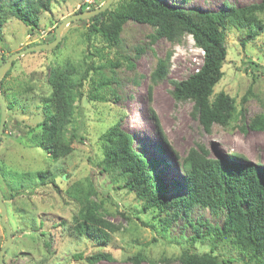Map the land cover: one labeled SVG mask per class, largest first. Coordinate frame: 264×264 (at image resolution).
Here are the masks:
<instances>
[{"label": "rangeland", "instance_id": "374dc122", "mask_svg": "<svg viewBox=\"0 0 264 264\" xmlns=\"http://www.w3.org/2000/svg\"><path fill=\"white\" fill-rule=\"evenodd\" d=\"M83 1L54 0L51 13L40 15V27L33 35H30V27L20 20H8L3 27L4 39L0 40V65L3 58L55 37L61 21L81 8L92 7L83 5ZM104 1L96 3L102 5ZM164 1L184 9L219 11L226 4L243 7L262 0ZM260 19L264 23V13ZM88 25V19L72 22L63 30L56 48L20 57L4 79L1 93L6 106L12 107L7 109V122L0 141V189L8 198L4 201L13 232L5 263L93 264L88 258L103 253L108 258L94 264H182L179 255L185 248L209 253L210 241L190 244L194 232L185 226L184 219H176L164 236L145 224L151 223L152 216L137 214L135 196L123 188L116 189L112 176L101 170L100 137L119 123L133 136L135 148L147 161H160L156 171L170 191L169 198L178 195L175 184L183 182L184 178L180 172L181 163L189 150L198 145L204 146L213 158L231 159L241 155L264 169V132L241 130L249 120L264 114V72L255 71L253 67H264V29L250 37L246 31L228 27L224 77L216 85L214 94L230 95L237 111L229 126L216 124L207 132L192 115L193 102L175 101L171 96L175 83L186 80L203 64L204 53L195 45L192 36L186 35L177 43L161 39L151 45L153 29L130 21L124 26L119 45L109 49L104 48L100 38L94 37L92 42L87 40ZM141 48L143 51L138 53ZM169 53L171 60L166 78L152 83L151 73L158 60ZM125 58L133 65H128ZM91 60L96 65H87ZM110 62L122 65H109ZM68 63L72 65H66ZM66 66L75 67L79 77L95 67L89 71V80H111L109 88L115 96L104 90L102 93L108 102L91 101V82H83V97L75 102L73 127L77 139L72 145L73 151L54 160L39 146L40 125L46 117L44 107L53 91L51 72L56 67ZM245 97L246 102L243 101ZM42 172L50 174L42 179L37 176ZM28 173L32 174L31 178L22 180V175ZM76 184L80 189L95 192L91 200L100 204L104 218L118 227L108 243L99 244L94 238L78 237L73 233L71 228L79 205L68 193ZM11 187L20 189L19 194ZM190 215L194 222L202 220L218 227H222L225 218L223 213L214 216L200 206ZM5 243L6 232L0 222V251ZM139 254H145L150 261L129 260ZM216 254L224 259L231 258L234 264H249L229 245L217 246Z\"/></svg>", "mask_w": 264, "mask_h": 264}, {"label": "trees", "instance_id": "16d2710c", "mask_svg": "<svg viewBox=\"0 0 264 264\" xmlns=\"http://www.w3.org/2000/svg\"><path fill=\"white\" fill-rule=\"evenodd\" d=\"M53 2L54 0H0V40L4 39V25L12 18L30 27V35H33L40 27V15L44 12L51 13ZM99 6L101 3H96L88 10L79 9L77 13ZM263 13L264 0L243 7L226 4L219 11L184 9L164 0H115L105 12L88 19L87 40L92 42L94 37L100 38L104 48H114L119 45L124 26L130 21L153 29L150 35L151 45L161 39L177 43L186 35L192 36L195 45L204 53L203 64L186 80L175 83L171 96L175 101L193 102L192 115L198 118L208 132L216 124L229 126L237 111L230 95L225 92L214 94L216 85L224 77L223 66L228 55L227 29L233 27L238 31H246L253 37L264 29V23L260 19ZM54 39L55 37L45 43ZM139 51H143V48L137 50L138 53ZM8 57L3 58V63ZM170 58L169 53L164 59L158 60L156 69L151 73L152 83L166 78ZM125 59L128 65H133ZM87 65L96 64L91 60ZM109 65L122 64L110 62ZM253 67L255 71L264 72L263 66ZM94 69L96 68L90 70ZM90 70L80 77L73 66L56 67L51 72L50 84L53 91L44 107L46 117L40 125L42 132L39 146L54 160L66 157L73 151L72 145L77 139L76 128L73 127L76 122L75 102L83 97L81 88L83 82L89 80ZM8 73L9 71L2 80V88ZM89 81V100L108 102L109 99L102 93L104 90H109L115 96V92L109 88L111 80L101 78L97 82L91 79ZM116 98L119 99L118 96ZM246 100L245 97L243 101ZM11 107L7 106V109L10 110ZM241 112L243 114L242 110ZM69 127H72L71 131ZM247 129L264 132V114L241 127L243 131ZM100 143L101 170L112 176L116 189L123 188L135 196L137 214L152 216L151 223H145L147 226L164 236L175 220L180 218L194 232L189 239L191 245L210 241L212 248L209 253L193 252L191 247L183 249L179 255L182 264H234L231 258L224 259L216 254L220 244L229 245L245 257L249 264H264V169L260 165L247 161L241 155L231 159L213 158L204 146L198 145L189 150L181 163L180 172L184 178L183 182L175 184L178 195L169 198L170 191L162 175L156 171L160 161H147L135 148L133 136L123 130L119 123L101 135ZM160 149L163 150L162 147ZM49 174L42 172L37 176L44 179ZM22 176L20 177L24 180L31 178L32 174ZM52 183L55 185L54 181ZM10 189L16 191V194L20 192V189L14 187ZM71 189L72 192L68 194L79 205L71 228L73 233L78 237L94 238L99 244L108 243L111 234L119 229L104 218L101 205L91 200L95 192L80 189L79 184ZM4 200L8 198L4 197ZM198 206L208 209L214 216L225 214L222 227L202 220L194 222L190 214ZM153 242H157V239H153ZM106 258L108 256L101 253L88 260L94 264ZM129 260L138 263L149 259L145 254H139L129 257Z\"/></svg>", "mask_w": 264, "mask_h": 264}, {"label": "water", "instance_id": "95a60500", "mask_svg": "<svg viewBox=\"0 0 264 264\" xmlns=\"http://www.w3.org/2000/svg\"><path fill=\"white\" fill-rule=\"evenodd\" d=\"M114 1L115 0H105L103 4L96 9L84 11L82 13H75L67 17L66 19L61 21V23L56 28L55 39L52 42L33 45L21 51L15 52L11 54L7 58V60L0 66V140L2 138V135L4 134L5 125L7 122V106L4 96L1 93L2 79L9 71V69L13 66V63L20 57L25 56L27 54L52 50L56 48L61 41L62 32L65 29V27L69 26L72 22L83 19H89L99 15L100 13L105 12L107 9L111 7ZM0 216H1L0 222L6 232V243L5 246L2 248V250L0 251V264H6L5 255L13 242V232L8 222L7 206L5 204L4 195L1 189H0Z\"/></svg>", "mask_w": 264, "mask_h": 264}, {"label": "built area", "instance_id": "2783aa9c", "mask_svg": "<svg viewBox=\"0 0 264 264\" xmlns=\"http://www.w3.org/2000/svg\"><path fill=\"white\" fill-rule=\"evenodd\" d=\"M97 0H84L83 5L94 6ZM82 6V5H81ZM89 9V8H88Z\"/></svg>", "mask_w": 264, "mask_h": 264}, {"label": "crops", "instance_id": "0c3cea01", "mask_svg": "<svg viewBox=\"0 0 264 264\" xmlns=\"http://www.w3.org/2000/svg\"><path fill=\"white\" fill-rule=\"evenodd\" d=\"M1 66V65H0Z\"/></svg>", "mask_w": 264, "mask_h": 264}]
</instances>
